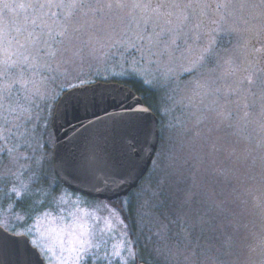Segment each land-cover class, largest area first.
I'll return each instance as SVG.
<instances>
[{"label":"rangeland","instance_id":"rangeland-1","mask_svg":"<svg viewBox=\"0 0 264 264\" xmlns=\"http://www.w3.org/2000/svg\"><path fill=\"white\" fill-rule=\"evenodd\" d=\"M203 2L170 63L130 67L105 48L73 69L85 85L131 81L155 94L145 102L159 146L129 197L110 204L61 185L55 107L28 126L34 137L0 139V226L27 236L46 264H264V0ZM209 41L212 55L197 61ZM24 186V199L11 191Z\"/></svg>","mask_w":264,"mask_h":264},{"label":"snow or ice","instance_id":"snow-or-ice-1","mask_svg":"<svg viewBox=\"0 0 264 264\" xmlns=\"http://www.w3.org/2000/svg\"><path fill=\"white\" fill-rule=\"evenodd\" d=\"M209 7L203 0H0V139L21 129L34 137L28 126L51 116L53 107L58 117L78 118L81 109L115 103L97 97L86 88L89 77L73 69L99 59L105 48L122 50L130 67L170 63L189 23L199 28L195 21ZM211 55L209 41L196 60ZM128 74L138 75L134 68ZM24 187L11 191L24 199L30 191Z\"/></svg>","mask_w":264,"mask_h":264},{"label":"water","instance_id":"water-1","mask_svg":"<svg viewBox=\"0 0 264 264\" xmlns=\"http://www.w3.org/2000/svg\"><path fill=\"white\" fill-rule=\"evenodd\" d=\"M86 88L115 103L81 109L78 118L58 117L55 107L54 173L69 190L111 202L128 196L148 173L159 146V120L129 86L99 81ZM0 264L46 263L27 236L0 226Z\"/></svg>","mask_w":264,"mask_h":264},{"label":"trees","instance_id":"trees-1","mask_svg":"<svg viewBox=\"0 0 264 264\" xmlns=\"http://www.w3.org/2000/svg\"><path fill=\"white\" fill-rule=\"evenodd\" d=\"M114 82H119V83H121V84H124V85H126V86H129L136 94H138L142 99H143V102L145 103V105H146V99L148 98V97H152V96H154L155 94H154V92L153 91H150L148 88H145L142 84H140V83H136V82H129V81H114ZM53 149H54V147H53ZM58 179V178H57ZM60 182V181H59ZM62 185V184H61ZM139 187V186H138ZM137 187V188H138ZM137 188L136 189H134L129 195H131L134 191H136L137 190ZM129 195H128V197H129ZM126 198H127V196H126ZM125 197H122V198H119V199H117V200H114V201H111L110 202V204H117V203H119V202H121L123 199H126ZM91 199V198H90ZM107 202H109V201H107ZM1 204H5V202L4 203H1V200H0V205ZM20 204V203H19ZM130 212H132L131 211V208H129V210H128V214L130 213ZM128 214H127V216H128Z\"/></svg>","mask_w":264,"mask_h":264}]
</instances>
